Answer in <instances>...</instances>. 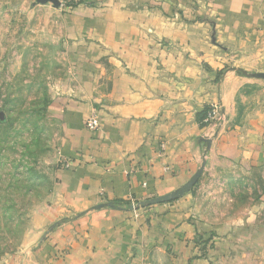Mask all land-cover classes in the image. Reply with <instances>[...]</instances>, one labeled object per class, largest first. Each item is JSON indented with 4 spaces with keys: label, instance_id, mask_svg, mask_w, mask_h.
Listing matches in <instances>:
<instances>
[{
    "label": "crops",
    "instance_id": "0c3cea01",
    "mask_svg": "<svg viewBox=\"0 0 264 264\" xmlns=\"http://www.w3.org/2000/svg\"><path fill=\"white\" fill-rule=\"evenodd\" d=\"M35 2L68 46L71 84L53 102L56 188L12 264H264V200L212 261L196 256L190 209L205 160L264 169V0ZM213 106L220 128L203 124Z\"/></svg>",
    "mask_w": 264,
    "mask_h": 264
},
{
    "label": "rangeland",
    "instance_id": "374dc122",
    "mask_svg": "<svg viewBox=\"0 0 264 264\" xmlns=\"http://www.w3.org/2000/svg\"><path fill=\"white\" fill-rule=\"evenodd\" d=\"M37 4L0 0V113L5 119L0 122V264H12L41 224L63 164L53 102L71 84V64L67 44L53 36L51 17ZM165 150L162 144L161 156ZM190 192L191 213L203 231L195 239L196 256L212 261L210 252L220 238L240 244L249 219L260 214L264 169L212 157L202 164ZM145 207L130 204L135 212ZM61 225L56 222L51 232ZM231 258L248 261L242 253Z\"/></svg>",
    "mask_w": 264,
    "mask_h": 264
},
{
    "label": "built area",
    "instance_id": "2783aa9c",
    "mask_svg": "<svg viewBox=\"0 0 264 264\" xmlns=\"http://www.w3.org/2000/svg\"><path fill=\"white\" fill-rule=\"evenodd\" d=\"M85 0H60L61 5L63 8L67 10H72L74 7L82 4ZM219 114V108L217 106L212 107V109L209 111L205 122L210 123L216 120L222 121ZM221 125V124H220ZM86 127L91 132H97L100 130L101 125L100 121L97 117V115L93 114L91 117H89L86 121Z\"/></svg>",
    "mask_w": 264,
    "mask_h": 264
},
{
    "label": "water",
    "instance_id": "95a60500",
    "mask_svg": "<svg viewBox=\"0 0 264 264\" xmlns=\"http://www.w3.org/2000/svg\"><path fill=\"white\" fill-rule=\"evenodd\" d=\"M5 119H4V114L3 113H0V122H4ZM142 206H145V204H141Z\"/></svg>",
    "mask_w": 264,
    "mask_h": 264
},
{
    "label": "trees",
    "instance_id": "16d2710c",
    "mask_svg": "<svg viewBox=\"0 0 264 264\" xmlns=\"http://www.w3.org/2000/svg\"><path fill=\"white\" fill-rule=\"evenodd\" d=\"M208 112H209V109H207V110L204 112V116H203V117H204V118H203L204 120L206 119V117H207V115H208ZM204 120H203V121H204ZM203 121H202V122H203ZM203 124H205V123L203 122Z\"/></svg>",
    "mask_w": 264,
    "mask_h": 264
}]
</instances>
